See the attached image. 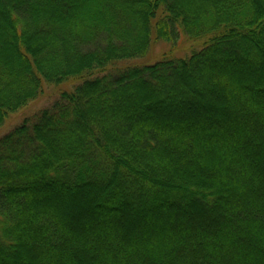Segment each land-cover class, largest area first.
<instances>
[{"label":"trees","instance_id":"16d2710c","mask_svg":"<svg viewBox=\"0 0 264 264\" xmlns=\"http://www.w3.org/2000/svg\"><path fill=\"white\" fill-rule=\"evenodd\" d=\"M47 87L0 137V264H264V0H0V128Z\"/></svg>","mask_w":264,"mask_h":264},{"label":"rangeland","instance_id":"374dc122","mask_svg":"<svg viewBox=\"0 0 264 264\" xmlns=\"http://www.w3.org/2000/svg\"><path fill=\"white\" fill-rule=\"evenodd\" d=\"M200 44V41L197 43L185 41L182 42L178 47L172 48L171 44L165 41H157L152 44L151 51L149 54L141 59L138 60L137 63H149L154 62L155 60L162 58L163 56L168 57H185L187 56L192 48H196ZM72 85H66L65 88L69 89ZM57 90L53 88L46 89L45 93L40 96L37 100L30 103L26 108L19 110L16 113L10 114V117L7 121L3 124L0 128V137L5 134L6 132L10 131L15 126L19 125L24 119L26 118H33L35 114H37L40 110L47 107L52 100L57 97ZM85 204L84 199L77 201L76 203V210L81 211L80 213H84L82 211L83 205Z\"/></svg>","mask_w":264,"mask_h":264}]
</instances>
